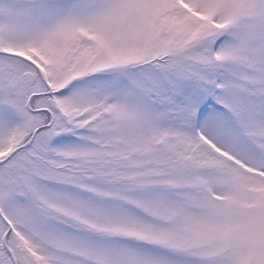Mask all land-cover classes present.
Wrapping results in <instances>:
<instances>
[{"label":"snow or ice","instance_id":"1","mask_svg":"<svg viewBox=\"0 0 264 264\" xmlns=\"http://www.w3.org/2000/svg\"><path fill=\"white\" fill-rule=\"evenodd\" d=\"M0 264H264V0H0Z\"/></svg>","mask_w":264,"mask_h":264}]
</instances>
